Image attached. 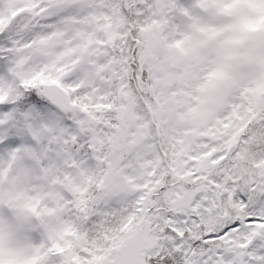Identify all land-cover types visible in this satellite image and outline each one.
<instances>
[{
    "label": "snow or ice",
    "instance_id": "snow-or-ice-1",
    "mask_svg": "<svg viewBox=\"0 0 264 264\" xmlns=\"http://www.w3.org/2000/svg\"><path fill=\"white\" fill-rule=\"evenodd\" d=\"M0 264H264V0H0Z\"/></svg>",
    "mask_w": 264,
    "mask_h": 264
}]
</instances>
